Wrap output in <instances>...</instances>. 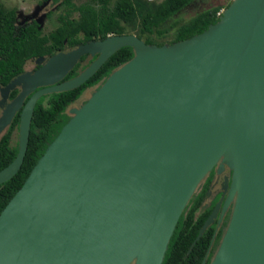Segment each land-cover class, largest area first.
<instances>
[{
    "label": "water",
    "instance_id": "obj_1",
    "mask_svg": "<svg viewBox=\"0 0 264 264\" xmlns=\"http://www.w3.org/2000/svg\"><path fill=\"white\" fill-rule=\"evenodd\" d=\"M124 47L133 57L69 110L1 211L0 264H162L220 160L218 171L232 172L227 196L195 242L232 203L210 264H264V0H230L215 24L172 44L112 35L38 58L34 73L0 86V106L19 86L1 107L0 138L20 112L18 153L0 185L22 166L37 101L80 87ZM84 56L95 59L62 81Z\"/></svg>",
    "mask_w": 264,
    "mask_h": 264
},
{
    "label": "trees",
    "instance_id": "obj_2",
    "mask_svg": "<svg viewBox=\"0 0 264 264\" xmlns=\"http://www.w3.org/2000/svg\"><path fill=\"white\" fill-rule=\"evenodd\" d=\"M192 0H87L79 5L74 0H64L65 15L59 17V26L43 35L35 22L25 27L16 26L15 9H6L0 4V86L23 73L25 64L43 56H52L65 48L73 49L90 41L103 40L107 36L125 35L127 26L140 16L139 33L147 35L144 42L148 45L162 46L191 38L204 32L208 26L218 21L219 7L203 10L196 16L177 21L178 16ZM110 9H107V6ZM77 13V17H71ZM170 35L167 42H156L150 37L163 38ZM139 39L141 37L137 36ZM134 53L124 47L114 53L104 65L80 87L62 93L41 97L33 110L30 136L26 155L18 173L0 185V213L14 194L22 187L38 159L48 145L55 139L62 127L70 119L68 109L82 94L100 84L117 68L127 63ZM81 61L67 74L65 80L76 77L89 64ZM17 91L10 95L14 98ZM20 112L0 138V171L7 167L18 153L17 143L12 138L18 132ZM202 194L194 192L184 208L173 235L169 241L162 264H202L215 233V225L208 227L195 242L200 228L209 215V210L199 213ZM231 214V212H230ZM230 215L228 217L229 221ZM227 220V219H226ZM227 221L215 234L213 245L205 264H210L227 227Z\"/></svg>",
    "mask_w": 264,
    "mask_h": 264
},
{
    "label": "rangeland",
    "instance_id": "obj_3",
    "mask_svg": "<svg viewBox=\"0 0 264 264\" xmlns=\"http://www.w3.org/2000/svg\"><path fill=\"white\" fill-rule=\"evenodd\" d=\"M64 0H0V4L6 8V9H15L17 11V20L16 23L19 24V22L22 19H36V22L39 25V29L43 35H47L50 32H52L56 27L59 26V17L65 15V7L63 5ZM87 0H74L75 5H79L81 3H85ZM161 0H157L156 2H159ZM229 5V2L226 0H192L189 6H187L178 16L175 17V20L177 21H184L188 20L194 16H196L198 13L202 12L203 10L209 9L211 7H219V12L225 9ZM109 6H107V9H110ZM71 17L76 18L77 13H74L71 15ZM139 23H140V16H138L134 23L127 26L125 35H133V36H140L141 40L144 41V39L147 37V35H143L139 33ZM156 42H167L171 39V36L168 35L163 38H158L157 36L150 37ZM168 44V43H165ZM163 44V45H165ZM155 45V44H154ZM65 50V49H64ZM72 49H68L64 51L63 53L69 52ZM55 55V54H54ZM38 58L32 59L28 61L24 68L22 74L27 73H34L36 70H38L42 63H39L37 61ZM87 62V59H85L81 65H85ZM81 72V71H80ZM79 72V73H80ZM19 91V86H17L14 90H11L8 94V98L5 100V102L2 103V107H6V105L10 104L13 98L10 97L11 93L13 91ZM93 88L86 90L80 99L69 107V110L71 108H79L83 105V103L90 97V95L93 93ZM3 98L0 93V103L2 102ZM2 109L0 107V114L2 112ZM70 115V114H69ZM17 143V134L14 135L12 138V144ZM221 160L216 164L214 167L217 169V172L220 173L221 171H218V166L220 164ZM226 166V165H225ZM224 166V167H225ZM213 168V169H214Z\"/></svg>",
    "mask_w": 264,
    "mask_h": 264
},
{
    "label": "flooded vegetation",
    "instance_id": "obj_4",
    "mask_svg": "<svg viewBox=\"0 0 264 264\" xmlns=\"http://www.w3.org/2000/svg\"><path fill=\"white\" fill-rule=\"evenodd\" d=\"M17 16H18V14L16 15V20L18 19ZM33 22L37 23L36 19H29V20L28 19L27 20L26 19H22L19 22V24L16 23V26L25 27L26 25L31 24ZM66 50H67V48H65V50H63L61 52H64ZM58 53H60V52H58ZM58 53H56V54H58ZM43 57H49V56H43ZM85 59H87V62L85 63V64H87L89 62L91 63L95 58H91L89 56H85ZM62 81H66V80L63 79ZM18 92L19 91L17 90V94H18ZM17 94H16V96H17ZM231 175H232V172L227 166H225L224 169L220 173H218L217 169H215V168L210 173H208V175L205 177V179L198 185V187L195 190V193H197L198 195L202 194L201 205L199 207V213H203V212L209 210L210 211L209 215H208V217H209L212 214L213 210L215 209L217 203L221 199H222L221 206L223 205L224 200H225V198L227 196V193L224 192V189H223L224 188V183H225V180H227L228 184H230ZM231 210H232V203L229 206V208L227 209L226 213L224 214L220 224L218 225L219 214H220V211H221V207H220L219 211L217 212V216L214 219L213 223L208 226V227H210L212 225H215V233L213 235V238L211 240V243H210V246H209V249H208L207 253H209V251L211 250V247L213 245V241H214L216 232L222 228V225H223L224 221L228 222V217L230 215ZM208 217H207V219H208ZM226 225H227V223H226ZM207 253H206V256H207Z\"/></svg>",
    "mask_w": 264,
    "mask_h": 264
},
{
    "label": "built area",
    "instance_id": "obj_5",
    "mask_svg": "<svg viewBox=\"0 0 264 264\" xmlns=\"http://www.w3.org/2000/svg\"><path fill=\"white\" fill-rule=\"evenodd\" d=\"M148 2H156L157 0H147ZM228 2H230V0H227ZM223 11V10H222ZM222 11L217 13V17H220L222 14Z\"/></svg>",
    "mask_w": 264,
    "mask_h": 264
},
{
    "label": "bare ground",
    "instance_id": "obj_6",
    "mask_svg": "<svg viewBox=\"0 0 264 264\" xmlns=\"http://www.w3.org/2000/svg\"><path fill=\"white\" fill-rule=\"evenodd\" d=\"M30 78H28V79H26L25 81H28ZM26 84H27V82H25ZM0 107H2V106H0Z\"/></svg>",
    "mask_w": 264,
    "mask_h": 264
}]
</instances>
